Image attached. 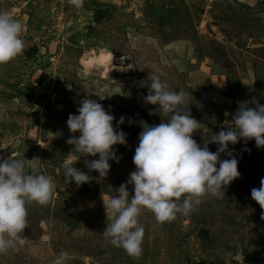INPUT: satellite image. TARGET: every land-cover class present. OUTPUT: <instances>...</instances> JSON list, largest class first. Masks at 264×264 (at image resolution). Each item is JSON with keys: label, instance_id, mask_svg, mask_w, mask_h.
Segmentation results:
<instances>
[{"label": "rangeland", "instance_id": "1", "mask_svg": "<svg viewBox=\"0 0 264 264\" xmlns=\"http://www.w3.org/2000/svg\"><path fill=\"white\" fill-rule=\"evenodd\" d=\"M2 9L23 23L25 49L0 65V157L40 158L55 193L47 206L27 205L29 242L0 254V264H52L62 251L71 256L66 264H264V210L251 198L264 178V148L255 140L229 144L241 175L222 199L207 195L192 214L165 223L142 210L140 257L102 234L103 200L136 169L139 121L163 122L144 102L149 72L189 93L191 114L202 122L193 138L213 152V134L227 130L241 103L264 104V0H84L79 8L68 0H0ZM121 63L128 70L114 69ZM86 97L110 110L127 145L114 146L121 159L110 161L106 177L93 171L77 186L65 182L64 160L75 157L89 172L84 160L99 158L66 143L69 114L78 115Z\"/></svg>", "mask_w": 264, "mask_h": 264}, {"label": "clouds", "instance_id": "2", "mask_svg": "<svg viewBox=\"0 0 264 264\" xmlns=\"http://www.w3.org/2000/svg\"><path fill=\"white\" fill-rule=\"evenodd\" d=\"M68 2L79 8L84 0ZM23 31V23L9 9L0 10V65L23 54ZM128 68L123 63L114 67L120 71ZM147 81L144 102L157 106L150 114L160 115L163 122L149 125L139 121L142 131L133 156L136 169L116 189V196L103 200L107 225L103 236L132 257H140L143 252L145 228L139 221L143 209L153 212L158 223L174 221L178 214L189 216L205 196L222 199L228 186L240 177L239 161L234 151L229 150V144L255 140L258 148H264V104L256 102L255 107H249L241 103L232 114V124L227 130L213 134L210 143L218 145L213 152L208 144L201 147L193 138L202 122L191 114L189 93L183 89L171 90L170 84L153 70L148 73ZM77 111L78 115L69 114L67 119L73 135L66 143L84 157L99 156L84 160L89 172L75 166V157L64 160L65 182L74 181L81 186L91 181L90 172L106 177L111 169L110 161L119 163L121 157L117 156L114 146H126L127 134L117 130L114 115L95 99L84 98ZM165 116L169 117L167 121ZM125 119L121 116L118 123L124 124ZM128 123L136 121L128 118ZM221 154L229 158L222 160ZM129 185L133 186L134 195L130 194ZM54 193V182L42 173L40 158H17L13 154L0 157V254L18 251L28 244L29 238L24 235L28 227L27 205L35 202L47 206ZM251 198L264 210V178L258 188L251 190ZM70 259V254L62 251L52 264H66Z\"/></svg>", "mask_w": 264, "mask_h": 264}]
</instances>
